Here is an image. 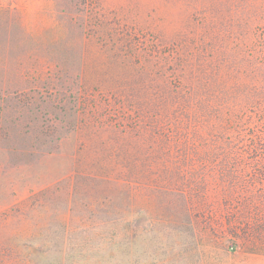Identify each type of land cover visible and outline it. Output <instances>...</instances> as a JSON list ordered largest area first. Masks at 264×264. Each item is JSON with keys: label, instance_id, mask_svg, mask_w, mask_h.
<instances>
[{"label": "rangeland", "instance_id": "obj_1", "mask_svg": "<svg viewBox=\"0 0 264 264\" xmlns=\"http://www.w3.org/2000/svg\"><path fill=\"white\" fill-rule=\"evenodd\" d=\"M261 107L264 0H0V264H264V155L202 141Z\"/></svg>", "mask_w": 264, "mask_h": 264}, {"label": "trees", "instance_id": "obj_2", "mask_svg": "<svg viewBox=\"0 0 264 264\" xmlns=\"http://www.w3.org/2000/svg\"><path fill=\"white\" fill-rule=\"evenodd\" d=\"M172 99L174 100L175 103V109L180 111H183L181 109L176 108L177 106L183 105L187 106L189 108H193V111H195V108L198 109V112L200 115L196 114H188V111L185 109L186 113L184 112V117L185 119H179L176 114H169L168 116L162 117L164 118V122L160 120L161 118L157 119V121L163 123L170 122L172 123L174 129H178V127H182L184 125L191 126L189 123H192L191 121H199V123L203 122L202 115L204 117L205 114V119L208 120V118H212L214 115V112H217L218 110H214L210 106V99H207L205 95L199 94V93H194V92H189L188 94H178L176 91L172 92ZM206 97V98H205ZM234 118H228L226 119L223 117V115L220 114V111L217 113L219 123L216 125V128L218 132L214 134V136H217V138L208 141V139L203 138L202 141L205 143L204 146L206 147L205 150V155L209 156L214 155L216 153H220L222 155V159H228L231 158L232 160H237V159H243V158H248L251 160H256V158L259 155H264V108L261 107L259 110H251L248 113L245 112H239L234 114ZM217 119V117L215 116ZM209 123V122H208ZM193 130V129H192ZM175 135L176 132H175ZM178 137L181 136L178 132ZM176 136V140L177 137ZM209 139H211V135H209ZM186 144V142H184ZM211 151V152H210ZM192 152H200L197 149H193ZM210 152V153H208ZM208 157V158H209ZM255 170L252 176H255L258 178L259 176L264 175V167H253ZM233 171L235 173V176L239 179H242L247 175L249 172V168L246 166H237L233 167ZM227 169L224 168L222 170V175L226 174ZM260 179V178H259ZM225 180L223 178L222 182ZM259 181V180H258ZM255 180L254 178L249 181V184L245 185L244 190L251 192L253 195V198L250 199V201L253 202V199L256 195H254L256 192L257 193H262L263 190H260L262 188H259V182ZM262 186H264V183H260ZM225 181L224 184H222L223 188H226ZM232 186H236V188L240 189L243 188L242 184H238L237 181L232 182ZM244 185V184H243ZM233 194L231 196V200L234 201L236 204L241 201V198L239 195L233 191ZM264 200V199H262ZM247 202V200L245 201ZM245 202L241 205L243 206ZM249 206L245 205L244 208H247ZM246 219V215L244 216ZM250 226V224L245 223L244 227L247 228ZM245 234L249 235L247 231H244Z\"/></svg>", "mask_w": 264, "mask_h": 264}]
</instances>
